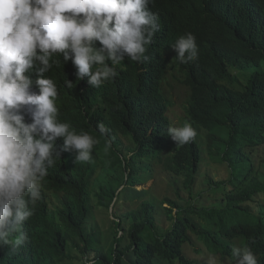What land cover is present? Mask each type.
<instances>
[{"label": "trees", "instance_id": "obj_1", "mask_svg": "<svg viewBox=\"0 0 264 264\" xmlns=\"http://www.w3.org/2000/svg\"><path fill=\"white\" fill-rule=\"evenodd\" d=\"M149 8L159 30L147 59L125 58L100 87L53 56L47 74L61 89V117L98 142L90 162L62 151L21 229L25 242L14 253L0 248V264H234V245L264 264V0H151ZM187 32L198 55L180 65L172 43ZM173 82L188 92L180 123ZM184 124L196 135L179 146L167 130ZM207 157L229 176L203 174ZM101 207L111 211L107 228Z\"/></svg>", "mask_w": 264, "mask_h": 264}, {"label": "clouds", "instance_id": "obj_2", "mask_svg": "<svg viewBox=\"0 0 264 264\" xmlns=\"http://www.w3.org/2000/svg\"><path fill=\"white\" fill-rule=\"evenodd\" d=\"M150 3L0 0V248L8 246L14 253L25 242L21 229L34 215L42 181L62 151L74 152L76 164L90 162L98 142L61 117L56 103L61 89L47 74L58 63L53 56L61 54L64 63L71 60L78 80L87 78L89 85L100 87L116 76L115 66L125 58L147 59L146 46L159 30ZM172 47L180 65L198 55L191 32L179 36ZM65 84L73 87L69 79ZM97 127L108 131L103 123ZM167 134L179 146L196 135L189 124L169 126ZM58 138H63L62 149L57 148ZM14 233L19 235L13 238ZM231 257L234 264H258L247 246L234 245Z\"/></svg>", "mask_w": 264, "mask_h": 264}, {"label": "rangeland", "instance_id": "obj_3", "mask_svg": "<svg viewBox=\"0 0 264 264\" xmlns=\"http://www.w3.org/2000/svg\"><path fill=\"white\" fill-rule=\"evenodd\" d=\"M168 54V52L166 53V55ZM173 86H174V90H175V104H174V110H173V117L176 123H180V119H179V115L184 113V104L186 102V98H185V91L184 89L179 86L177 83L173 82ZM172 94V93H171ZM202 165V170L203 174L206 172H209V175L212 176L214 178V180H221V179H225L229 176V170L227 169V167L222 164V163H218L216 161H213L212 159H210L209 157H207ZM204 175L201 176V180L204 181ZM153 184L152 179L149 180L147 183L144 184H139L137 186L138 190L145 188V187H151ZM168 185H165L163 192L160 191L159 193H165L166 189H167ZM204 186L203 184H196V190L202 189ZM259 199L263 200V195H261V197H259ZM98 216L100 218V220L104 223V225L106 226V228L108 227V218L111 217V211L108 212L106 211L104 208H99L98 209ZM197 255V254H195Z\"/></svg>", "mask_w": 264, "mask_h": 264}, {"label": "water", "instance_id": "obj_4", "mask_svg": "<svg viewBox=\"0 0 264 264\" xmlns=\"http://www.w3.org/2000/svg\"><path fill=\"white\" fill-rule=\"evenodd\" d=\"M46 75V74H45ZM47 76V75H46Z\"/></svg>", "mask_w": 264, "mask_h": 264}]
</instances>
